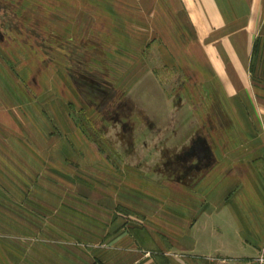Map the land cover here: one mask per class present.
I'll return each mask as SVG.
<instances>
[{
    "label": "crops",
    "instance_id": "0c3cea01",
    "mask_svg": "<svg viewBox=\"0 0 264 264\" xmlns=\"http://www.w3.org/2000/svg\"><path fill=\"white\" fill-rule=\"evenodd\" d=\"M154 5L160 61L203 85L198 89L188 83L186 96L206 89L213 98L211 104L197 102L192 110L199 126L220 129L218 138L207 130L216 144V161L196 180H165L157 177V167L148 172L146 167L101 166L93 161L102 156L98 146L74 125L61 124L60 134L50 137L25 136L28 152L38 159L19 156L17 142L25 139L12 130L2 137L10 141L11 159L24 160L41 174L53 172L61 181L42 180L34 186L36 197L30 203L42 219V244L28 247L22 264H264V151L241 149L264 142L255 133L260 124L248 114L258 106L264 111V103L255 101L248 87L252 54L264 39V0H155ZM93 44L100 48L98 41ZM145 44L140 46L143 57L150 46ZM103 46L109 50L108 44ZM262 71L255 73L264 77ZM186 100L187 105L193 102ZM211 110L215 113L209 118ZM52 151L64 161L52 166ZM67 160L89 166L91 172L68 167ZM40 191L41 197L35 194ZM4 203L0 200V223L21 222L14 206ZM3 205L10 207L9 214ZM118 210L144 216L141 234H116ZM13 238L0 231V264H19L13 245L11 253L4 251Z\"/></svg>",
    "mask_w": 264,
    "mask_h": 264
},
{
    "label": "rangeland",
    "instance_id": "374dc122",
    "mask_svg": "<svg viewBox=\"0 0 264 264\" xmlns=\"http://www.w3.org/2000/svg\"><path fill=\"white\" fill-rule=\"evenodd\" d=\"M154 3L155 0H0V200L14 206L12 211L21 220L3 221L0 231L15 236L4 251L11 253L13 245V259L16 257L19 264L28 247L42 244V219L34 215L36 206L30 203L36 197L34 186L42 180L52 184L61 181L53 172L47 174L45 169L46 174H41L43 170H32L24 160L11 159L6 148L10 141L2 137L9 136L12 130L25 139L17 142L19 156L38 159L28 152L29 138L25 136L58 135L61 124L74 125L98 146L102 156L93 161L101 166L146 167L148 172L157 167L161 170L157 177L165 180H196L204 168L216 161L212 155L216 144L208 139L207 130L218 138L220 129L199 126L196 111L192 110L197 102L211 104L212 96L206 89L199 95L186 96L188 83L198 89L203 85L193 84L181 69L160 61L158 47L162 40L154 35ZM97 41L101 49L93 44ZM103 43L108 44V51H103ZM145 43L150 46L143 57L140 46ZM251 66L250 96L264 103V77L255 73L264 70L263 38L256 44ZM186 97L193 102L187 105L190 100ZM258 107L248 114L260 124L255 133L264 141V111ZM214 113L207 112L209 118ZM254 146L264 151V142L241 149ZM55 153L52 151L49 160L52 166L64 161ZM67 161L71 165L68 167H85L91 172L89 166ZM187 171L195 174L189 176ZM35 194L41 197L42 192ZM9 208L3 205L8 214ZM143 217L132 210L116 211V234L130 230L141 234L147 224ZM161 236L169 247V238ZM261 257L260 252V260Z\"/></svg>",
    "mask_w": 264,
    "mask_h": 264
},
{
    "label": "flooded vegetation",
    "instance_id": "af4514ba",
    "mask_svg": "<svg viewBox=\"0 0 264 264\" xmlns=\"http://www.w3.org/2000/svg\"><path fill=\"white\" fill-rule=\"evenodd\" d=\"M1 26H4V24H3V23H1Z\"/></svg>",
    "mask_w": 264,
    "mask_h": 264
}]
</instances>
